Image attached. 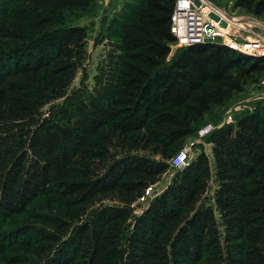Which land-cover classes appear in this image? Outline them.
<instances>
[{
  "label": "trees",
  "instance_id": "16d2710c",
  "mask_svg": "<svg viewBox=\"0 0 264 264\" xmlns=\"http://www.w3.org/2000/svg\"><path fill=\"white\" fill-rule=\"evenodd\" d=\"M129 1L116 66L84 99L69 89L87 28L69 17L96 0H0V264H264V99L171 166L264 56L170 57L175 0ZM235 7L264 16V0Z\"/></svg>",
  "mask_w": 264,
  "mask_h": 264
},
{
  "label": "rangeland",
  "instance_id": "374dc122",
  "mask_svg": "<svg viewBox=\"0 0 264 264\" xmlns=\"http://www.w3.org/2000/svg\"><path fill=\"white\" fill-rule=\"evenodd\" d=\"M206 1L210 9L216 8L218 10V13L210 11V15H214L217 20L212 19L210 15L209 17L218 25H221L222 22L226 24V27L223 28L225 31V38H219L215 42L222 44L227 39H232L238 44L252 43L264 53V16L257 18L247 14L240 8H236V0ZM117 2L115 6L116 9L112 11L109 10L107 13L99 10L97 6H94L93 9L86 14L76 13L75 16L69 17V23L87 28V58L73 81L69 89V94H79L82 98L87 99L102 86L105 80H107L106 77L108 73L112 72L115 68L116 56L118 54L116 50L118 41L115 34L118 31V25H113L112 22L120 18L125 4L131 3L129 0H118ZM220 13L228 17L227 19H230L236 26L230 25V27H228L226 21L220 17ZM175 51V47H172L170 57ZM254 97L260 98L258 102L264 99V72L254 75L253 80L244 87L242 93L235 95L225 108L216 109L215 113L208 115L204 124H212L215 128L225 124H233L227 123L225 118L234 113L237 117V115L243 111L250 110L245 107L246 100L248 98L253 99ZM204 124L203 126H205ZM203 126L197 129L199 130ZM187 142L196 143L191 152L192 155L199 147L204 150L208 156H211L210 146L206 143L205 138L198 139L197 134H195L193 137L189 138L186 143ZM170 177L171 173L163 176L160 182L154 187V190L161 191L169 182Z\"/></svg>",
  "mask_w": 264,
  "mask_h": 264
},
{
  "label": "built area",
  "instance_id": "2783aa9c",
  "mask_svg": "<svg viewBox=\"0 0 264 264\" xmlns=\"http://www.w3.org/2000/svg\"><path fill=\"white\" fill-rule=\"evenodd\" d=\"M198 1V5L195 4ZM216 9V8H215ZM208 7L206 0H175L174 8L170 18V32L175 38L176 42L172 47L175 49L187 47L191 45L202 44L205 38H211L215 42L217 39L225 38V31L220 27L209 15L211 12H217L218 10ZM220 17L226 21L227 26H236L230 19H227L223 13L219 14ZM228 48L238 51L250 56H264L259 48L252 43L238 44L232 39H227L222 43ZM227 123H233L235 119V113L228 115L226 118ZM215 127L212 124H208L200 128L197 132V138L203 139L207 137ZM194 142L185 143L184 147L176 154L171 160V166L173 169L184 168L192 157V150L195 147ZM145 193V196L149 195V191ZM143 199H141L142 201Z\"/></svg>",
  "mask_w": 264,
  "mask_h": 264
},
{
  "label": "crops",
  "instance_id": "0c3cea01",
  "mask_svg": "<svg viewBox=\"0 0 264 264\" xmlns=\"http://www.w3.org/2000/svg\"><path fill=\"white\" fill-rule=\"evenodd\" d=\"M118 0H96V6L99 10H102V11H105L106 13L110 11H112L113 9H116L115 6L117 5V2ZM259 97H254L253 99H250L248 98L246 100V105L245 107H247L248 109L252 110L256 103L260 100V98L258 99ZM248 101V102H247ZM216 109L218 108H215L213 113H215Z\"/></svg>",
  "mask_w": 264,
  "mask_h": 264
},
{
  "label": "water",
  "instance_id": "95a60500",
  "mask_svg": "<svg viewBox=\"0 0 264 264\" xmlns=\"http://www.w3.org/2000/svg\"><path fill=\"white\" fill-rule=\"evenodd\" d=\"M195 4L196 5H198V1H195ZM210 17L212 18V19H214V20H217V18L214 16V15H210ZM222 28H225L226 27V24L224 23V22H222L221 23V25H220ZM214 41H213V39H211V38H205L204 40H203V43L204 44H207V43H213ZM226 46V45H225Z\"/></svg>",
  "mask_w": 264,
  "mask_h": 264
}]
</instances>
